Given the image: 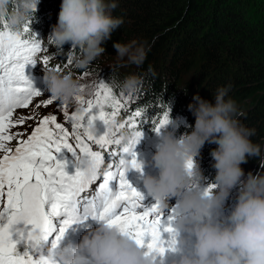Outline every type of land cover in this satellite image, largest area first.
<instances>
[{
	"label": "clouds",
	"instance_id": "1",
	"mask_svg": "<svg viewBox=\"0 0 264 264\" xmlns=\"http://www.w3.org/2000/svg\"><path fill=\"white\" fill-rule=\"evenodd\" d=\"M40 0H0V19L16 32L34 18ZM117 0H61L56 24L47 37L63 52L65 44L71 48L75 67L86 69L102 56L104 42L124 23L113 16ZM117 65L141 66L146 59V41L133 39L113 43ZM79 50L78 54L75 53ZM151 71V69H149ZM43 82L55 100L70 103L81 93L80 81L71 73L50 70L44 72ZM114 84L128 93L136 92L143 79L135 73L124 76ZM230 85L216 89L213 100L193 96L188 110L195 117L191 131L176 136L174 129L182 118L168 119L162 127L160 142L155 146L151 161L140 160L143 166L151 163L157 174L142 173L144 190L165 212L174 207L172 221L177 254L168 264H264V171L245 176L242 164L249 158H259L264 169V149L251 139L255 129L239 119L243 113L229 96ZM171 105V102H169ZM117 121L109 126L118 132L120 143H128L133 133L119 127ZM215 144L210 152L216 170L214 181L207 183L197 157L205 143ZM85 174L91 176L94 163L82 157ZM214 185L210 190H205ZM238 186L236 202L224 213V205L233 188ZM175 199V204L170 202ZM54 264H163L165 252L159 247L149 250L138 243L135 235L105 220L84 229L78 241H63L55 250L49 246L37 249Z\"/></svg>",
	"mask_w": 264,
	"mask_h": 264
},
{
	"label": "snow or ice",
	"instance_id": "2",
	"mask_svg": "<svg viewBox=\"0 0 264 264\" xmlns=\"http://www.w3.org/2000/svg\"><path fill=\"white\" fill-rule=\"evenodd\" d=\"M23 33L0 31V150L4 153L0 156V264H54L46 254L38 255L37 249L43 247L46 252L50 246L55 250L71 225L89 217L116 224L132 232L142 246L149 250L159 247L161 253L166 251L162 233L168 232L171 237L167 247L172 249L176 209L171 208L165 218L158 204L144 207L141 203L144 196L125 175L129 168L142 171L134 151L143 135V131L136 130L137 123L142 122L139 120L142 113L136 111L134 116L116 125L132 129L133 135L122 148H111L120 145V141L116 138L118 132L115 129L109 132V126L125 105L106 83L98 84L94 98L86 102V107L70 115L65 112L71 133L63 123L57 122L55 115L45 116L15 149L8 146L6 142L14 138L5 134L12 124L13 111L27 108L32 98L42 93L25 75V65L37 63L34 57L42 45L28 35V27L23 28ZM47 59L44 57L45 62ZM53 99L46 103L51 104ZM75 100L81 105L85 103L79 95ZM168 119L164 113L153 130L158 134ZM97 121L102 122L103 131ZM23 122V119L16 121ZM70 136L75 147L68 142ZM93 144L100 150H93ZM62 149L71 154V159L64 154L57 157ZM125 154L132 158L127 159ZM82 157L94 163L91 176L85 174L80 163ZM106 159L107 170L102 171ZM114 181L118 182L115 190ZM93 184H97L94 190ZM212 187L209 185L205 190ZM90 190L94 191L93 195H83ZM140 208L143 210L139 211ZM150 214H154L152 219ZM146 236L150 237L147 242Z\"/></svg>",
	"mask_w": 264,
	"mask_h": 264
},
{
	"label": "trees",
	"instance_id": "3",
	"mask_svg": "<svg viewBox=\"0 0 264 264\" xmlns=\"http://www.w3.org/2000/svg\"><path fill=\"white\" fill-rule=\"evenodd\" d=\"M60 5L61 0H40L35 17L23 26L29 28L28 35L42 36L50 47L49 55L54 62L51 66L56 70L61 69L60 62L64 68L69 64L75 73L90 71L114 93L120 89L114 81L122 80L132 71L112 72L105 68L110 63L117 65L113 43L133 39L147 42L146 59L140 68L133 70L142 77L143 84L136 92L128 93L127 100L122 99L125 107L118 112V119L140 111L142 122L137 123L136 129L153 134L155 123L167 113L169 118H182L183 122L174 129L175 135L180 136L191 131L189 126L195 122L188 110L193 96L198 93L212 101L218 87L230 85L229 96L243 113L239 119L255 129L251 139L264 149V0H117L112 14L122 17L124 23L104 42L106 52L86 69L73 65L71 54H67L70 44L58 52L47 38L58 20ZM7 30L11 29L0 19V31ZM20 33L25 35L23 29ZM78 53L76 50L73 54ZM149 82L153 85L145 87ZM141 92L144 96L135 98ZM215 147L206 142L194 158L200 160L209 183L216 174L210 155ZM241 167L245 176L249 171L254 174L264 171L259 158H249ZM235 202L232 199V204ZM231 208L228 205L226 213Z\"/></svg>",
	"mask_w": 264,
	"mask_h": 264
},
{
	"label": "rangeland",
	"instance_id": "4",
	"mask_svg": "<svg viewBox=\"0 0 264 264\" xmlns=\"http://www.w3.org/2000/svg\"><path fill=\"white\" fill-rule=\"evenodd\" d=\"M40 43L42 45V50L35 55L34 58L36 59L37 63L35 65L31 64V67L34 71L32 72V75H28V77L32 80L34 87L39 89L42 93L40 96L34 97L32 99V102L29 104V106L27 108H23L21 110L14 111L12 117L10 118L12 121V124L9 127V129L11 130V132L13 133V135L16 138L14 143L11 144L12 147H14L15 145H18L20 141L26 140L31 135V133L34 131V129L40 125V121L45 116L55 115L56 120L57 121L59 120L58 123H63L65 125V127L68 128L69 133H71L72 132L71 124H70V122H68L66 120L65 112H67L70 115L71 113L77 111L79 108L86 107V102L89 99L94 98L95 92L97 91L98 84L101 83L102 78H99L98 76L94 75L92 72L84 71V72H80V73H75L73 71V68L71 66H69V64H67L68 66H66L64 68V66L59 62L58 66H61V69H58L56 71H63V72L71 73L74 76V78H76L80 81L81 93L79 94V96L83 97L85 103L83 105H81L74 98L70 103H65V102H61V101L53 99L51 104H47L46 101H48L52 97L47 92L45 84L43 86L40 84V87H38L37 84L38 83L43 84V76H44L45 65H46V62L44 61V57H48L47 63H49V60L52 59V57L49 55L50 50H48V49L50 47H47L41 41H40ZM102 66L104 67L103 64H102ZM105 68H108V69L110 68L112 72H114L116 70L119 72H123L124 70L128 69V71H132V73H133V70L140 68V66L128 65V64L119 66V65H112V63H110L109 65L108 64L105 65ZM150 83L151 82L146 84L145 87L148 88V85H149V87H151V85H153V83H151V84ZM114 94L117 96V98L121 99V101H122V99L124 101L127 100L128 92H125L122 89H116L114 91ZM143 96H144V93L141 92L135 98L141 99ZM125 103L128 104L129 102H125ZM20 119H23L24 122L22 124L16 123V121H18ZM97 125L99 127L100 125H102V122L97 121ZM100 130L103 131V128H100ZM118 135L116 138H118ZM160 140H161L160 135L149 136L143 132V135H142L139 143H137L135 148H134V151L137 154L136 158L138 160L151 161V155L155 151L156 142H158ZM68 142L73 144V146L75 147V140L71 136L69 137ZM125 145H126V143H121L119 145V149ZM95 146L96 145H94V146L92 145L93 150H95ZM111 148H115V146H112ZM61 154L67 155L71 159V154L68 153L66 149H62L61 153L57 154V157L60 158ZM125 157L127 159L132 158L130 154H125ZM70 166L71 165H69V167ZM68 170L70 172L72 171L70 169H68ZM157 172H158V170L155 169L151 163H146L142 166V171L137 170L135 168H129L128 171L126 172V178L139 192L142 193L143 196H147L148 198H151V196L145 190L143 191L144 187H143V183H142V173L157 174ZM208 183L209 182H207L204 185V187H207ZM237 194H238V188L234 192H231L229 198L226 200L225 205H224V209H223L224 213H225V210H226L228 205L234 206L235 203L232 204V199H234V201H235ZM170 203L172 205H174L175 199H173L172 202H170ZM0 207H2V205H0ZM171 208H173V207H170L169 210L163 212L164 215H166L165 218L169 214Z\"/></svg>",
	"mask_w": 264,
	"mask_h": 264
},
{
	"label": "bare ground",
	"instance_id": "5",
	"mask_svg": "<svg viewBox=\"0 0 264 264\" xmlns=\"http://www.w3.org/2000/svg\"><path fill=\"white\" fill-rule=\"evenodd\" d=\"M114 81V80H113ZM110 82V81H109ZM112 82V81H111ZM107 83H108V81H107ZM110 87V86H109ZM199 160V159H198ZM200 161V160H199ZM202 162V161H201ZM203 166V165H202ZM172 202V201H171ZM166 216V215H165ZM21 250H23V248H22V246H21Z\"/></svg>",
	"mask_w": 264,
	"mask_h": 264
}]
</instances>
